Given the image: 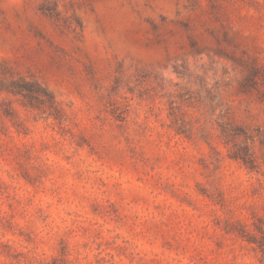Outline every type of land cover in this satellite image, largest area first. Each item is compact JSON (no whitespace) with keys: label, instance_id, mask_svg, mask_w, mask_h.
<instances>
[{"label":"rangeland","instance_id":"rangeland-1","mask_svg":"<svg viewBox=\"0 0 264 264\" xmlns=\"http://www.w3.org/2000/svg\"><path fill=\"white\" fill-rule=\"evenodd\" d=\"M0 264H264V0H0Z\"/></svg>","mask_w":264,"mask_h":264},{"label":"trees","instance_id":"trees-1","mask_svg":"<svg viewBox=\"0 0 264 264\" xmlns=\"http://www.w3.org/2000/svg\"><path fill=\"white\" fill-rule=\"evenodd\" d=\"M24 91L29 92V93H27V94H30V92L32 93V89H30L29 87H22V89H20V92H21V93H23ZM25 95H26V94H25ZM50 97H51V96H50ZM234 158H241V159H242V157H241L240 155H235Z\"/></svg>","mask_w":264,"mask_h":264}]
</instances>
